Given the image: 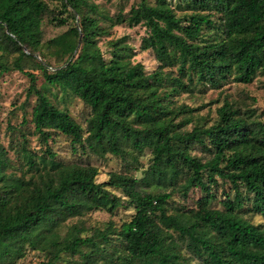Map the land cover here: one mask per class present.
<instances>
[{"label": "trees", "instance_id": "obj_1", "mask_svg": "<svg viewBox=\"0 0 264 264\" xmlns=\"http://www.w3.org/2000/svg\"><path fill=\"white\" fill-rule=\"evenodd\" d=\"M112 4L0 0V78L27 81L0 137V264H264V112L223 93L213 117L182 101L264 76V0ZM120 25L145 29L153 70L110 38Z\"/></svg>", "mask_w": 264, "mask_h": 264}, {"label": "rangeland", "instance_id": "obj_2", "mask_svg": "<svg viewBox=\"0 0 264 264\" xmlns=\"http://www.w3.org/2000/svg\"><path fill=\"white\" fill-rule=\"evenodd\" d=\"M97 3L106 5L109 8L110 14L115 13L116 8L112 2H107L106 0H94ZM123 5H125V10L131 5L135 0H121ZM174 1V0H173ZM63 28H53L47 27L46 34L47 36H53L57 33H60ZM145 35V29L141 26H136L130 28L126 25L115 26L112 29L110 38H118L125 36L127 43L134 49V61L141 62L147 71L153 70L157 62L154 59L153 53L148 51H143L140 49L141 38ZM26 78L20 73H10L2 76L0 78V137L4 146L7 145V139L3 136L4 128L6 126L7 119L9 118V111L13 108L14 105H19L24 100L25 96V87H26ZM223 93L224 95H229L231 99L242 101L249 105L251 108L256 110V113L264 112V76L260 75L256 77L252 83L248 85H238L234 83L226 84L220 90H206L205 93L196 95L193 98L182 96V101L191 107H200V105L206 106L205 109L199 111L201 114H206L208 111H211V116H214V108L216 104H212L217 100L218 95ZM49 96L52 98V101L55 102L62 109H69L72 115L80 121L84 116V109L81 104L77 101L72 100L71 98L65 96L63 93L59 92L57 89H51ZM220 104V103H219ZM218 104V105H219ZM20 115V111L17 112ZM11 121H16L11 118ZM31 145L34 147L35 141L31 142ZM59 150L62 154L66 155L65 146H60ZM143 165L147 163V156L141 159ZM111 165V164H110ZM100 175L98 176V181H103L106 179V172L109 170V167L106 165H100ZM198 198H193L189 201L187 205L192 209V211L203 210L205 207V202L202 201L200 204L195 205V201ZM177 196L174 197V201H177ZM174 207V206H173ZM130 210H120L118 211V217L127 218ZM108 219V214L104 211H98L92 214L89 218L88 223L94 224L98 222H103ZM255 223L263 224V221L255 217L253 218ZM43 259L37 254H27L24 259H19L13 264H42Z\"/></svg>", "mask_w": 264, "mask_h": 264}]
</instances>
